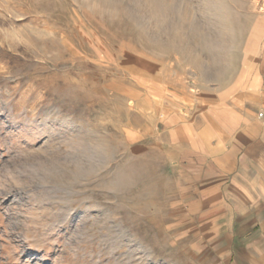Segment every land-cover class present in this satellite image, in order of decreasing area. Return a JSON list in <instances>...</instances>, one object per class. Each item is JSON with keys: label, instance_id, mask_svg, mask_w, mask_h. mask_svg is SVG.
I'll return each mask as SVG.
<instances>
[{"label": "rangeland", "instance_id": "1", "mask_svg": "<svg viewBox=\"0 0 264 264\" xmlns=\"http://www.w3.org/2000/svg\"><path fill=\"white\" fill-rule=\"evenodd\" d=\"M263 43L264 0H0V264H225L174 132Z\"/></svg>", "mask_w": 264, "mask_h": 264}, {"label": "crops", "instance_id": "2", "mask_svg": "<svg viewBox=\"0 0 264 264\" xmlns=\"http://www.w3.org/2000/svg\"><path fill=\"white\" fill-rule=\"evenodd\" d=\"M175 129L177 171L205 245L221 248L225 264H264V43Z\"/></svg>", "mask_w": 264, "mask_h": 264}, {"label": "bare ground", "instance_id": "3", "mask_svg": "<svg viewBox=\"0 0 264 264\" xmlns=\"http://www.w3.org/2000/svg\"><path fill=\"white\" fill-rule=\"evenodd\" d=\"M22 191V190H21ZM10 192V191H9ZM13 193H15V192H13ZM17 197V196H16ZM19 198V197H18ZM16 203V202H15Z\"/></svg>", "mask_w": 264, "mask_h": 264}]
</instances>
